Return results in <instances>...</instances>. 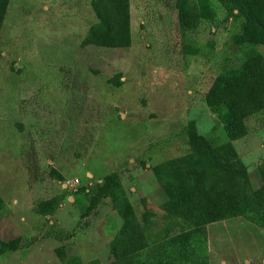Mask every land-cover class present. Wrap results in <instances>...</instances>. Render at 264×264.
Instances as JSON below:
<instances>
[{
    "label": "rangeland",
    "instance_id": "1",
    "mask_svg": "<svg viewBox=\"0 0 264 264\" xmlns=\"http://www.w3.org/2000/svg\"><path fill=\"white\" fill-rule=\"evenodd\" d=\"M90 1L10 0L0 24V264H264V109L232 137L205 101L246 58L233 41L242 18L215 2L214 19L182 33L176 0H130L129 47H82ZM184 127L245 172L191 149ZM114 170L119 185L83 217ZM192 170L235 196L231 216L197 227L163 209Z\"/></svg>",
    "mask_w": 264,
    "mask_h": 264
},
{
    "label": "trees",
    "instance_id": "2",
    "mask_svg": "<svg viewBox=\"0 0 264 264\" xmlns=\"http://www.w3.org/2000/svg\"><path fill=\"white\" fill-rule=\"evenodd\" d=\"M9 1L0 0V24ZM215 2L228 8L231 15L242 18L233 41L236 45L249 46L245 60L237 68L225 70L218 75L205 96L210 110L219 117L229 135L235 137L245 132L246 118L264 109V56L255 47L264 45V0H176L179 30L182 33L196 30L204 20L214 19ZM90 4L97 20L90 24L80 45L129 47L132 42L130 0H91ZM121 78L122 73L116 72L108 81L119 86ZM181 134L191 149L208 152L227 173L245 172L244 168L236 169L229 163L220 161L216 146L197 131L184 127ZM140 163L144 164L145 161L140 160ZM50 175L54 179L63 180V175L55 168H51ZM188 176L185 172L177 173L178 184L173 191L168 189L169 198L162 204L167 213L197 227L231 216L236 207L233 194L226 190H208L202 171L192 170L190 181ZM120 180V170L104 176L97 184L82 216L92 215L101 201L119 185ZM255 195L262 207L261 219L264 226V183L257 188ZM55 200L56 198L40 200L34 207L35 212L43 214L51 211Z\"/></svg>",
    "mask_w": 264,
    "mask_h": 264
},
{
    "label": "water",
    "instance_id": "3",
    "mask_svg": "<svg viewBox=\"0 0 264 264\" xmlns=\"http://www.w3.org/2000/svg\"><path fill=\"white\" fill-rule=\"evenodd\" d=\"M65 185V184H64Z\"/></svg>",
    "mask_w": 264,
    "mask_h": 264
}]
</instances>
